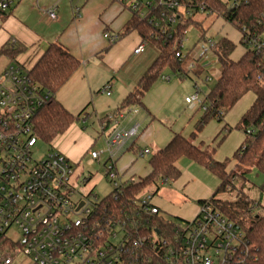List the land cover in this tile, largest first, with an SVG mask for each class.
<instances>
[{
	"label": "built area",
	"instance_id": "2783aa9c",
	"mask_svg": "<svg viewBox=\"0 0 264 264\" xmlns=\"http://www.w3.org/2000/svg\"><path fill=\"white\" fill-rule=\"evenodd\" d=\"M24 0H0V13H6ZM140 19H148L168 41L174 40L176 56L188 58L187 70L201 72L206 83L220 73L217 42L203 37L201 52L184 53L182 36H175L174 23L184 27L196 15L213 13L203 0H121ZM38 5V4H36ZM76 15L80 8L73 7ZM44 12L58 20V6ZM115 44L119 33H105ZM241 41L252 51L264 56V30L261 34L243 28ZM166 42V41H165ZM148 42L134 50L145 52ZM216 68V70H215ZM25 63H10L0 74V264H15L26 256L31 264H234L245 261L250 244L243 228L225 216L210 200L200 205L198 215L190 221L170 220V229L161 226L166 220L156 205L154 189L128 198L119 213L109 212L105 198L92 192L83 193L94 175L77 170L59 150L50 146L45 156L35 158L40 141L34 119L52 99L53 94L33 81ZM196 93L186 103L207 113L209 106ZM103 92L111 95V86ZM114 124L106 137L105 178L118 198L125 188L142 179L123 181L116 172V151L136 139L138 128L119 126L122 113L108 115ZM250 133V131H248ZM103 152L90 151L89 166L100 160ZM142 154H150L144 150ZM169 221V220H168ZM17 233V237L14 234Z\"/></svg>",
	"mask_w": 264,
	"mask_h": 264
},
{
	"label": "crops",
	"instance_id": "0c3cea01",
	"mask_svg": "<svg viewBox=\"0 0 264 264\" xmlns=\"http://www.w3.org/2000/svg\"><path fill=\"white\" fill-rule=\"evenodd\" d=\"M27 1L29 2L24 0L7 13H0V16H6V20L0 22V50L12 40L20 50L15 61L26 63L30 68L42 57L50 44L60 43L80 61V68L55 97L70 113L81 114L79 120L66 133L57 137V141L56 139L53 141L64 156L70 161L80 163L90 151H97L96 148L101 147L106 149V137L115 126L112 123L107 124L103 119L120 110L124 118L119 121V126L124 129L138 128L136 139L116 151L114 157L116 172L123 181L148 177L151 172V158L164 149L176 135L191 139L204 114L194 111L197 107L193 108L185 101L189 95L196 93V88L193 94L190 90L184 101L180 100V103H177L179 77L173 75V79L172 75L164 73L139 102L125 105L126 99L137 92L143 75L160 54V51L151 44L147 45L144 53L134 54V50L142 43V37L136 30L124 36L133 18L127 2L45 0V7L58 6V20H50L46 29L41 31L39 24L43 23L42 20L36 23L33 14L29 16L24 14L30 13L26 9ZM33 1L30 0L29 4L32 12L39 10L38 16L42 19L47 18L44 9L39 6L40 0L36 3ZM222 1L230 3L232 0ZM75 6L80 8L79 15L73 11ZM105 33H119L121 38L115 44H110L104 38ZM4 57L7 58V64L0 73L12 63L9 57ZM106 85L111 86V95L103 92ZM206 98L207 95L205 100ZM254 101L253 94L242 98L236 107L223 117L229 121L228 126L238 125ZM79 121L83 123V128L77 124ZM223 133L227 135H224L219 145L231 137L233 131L224 130ZM223 133H220L217 139ZM68 134L70 137H66ZM245 139L246 137L239 136L235 146L239 145L240 148ZM72 143L76 145L72 146ZM195 143L210 146L199 141V134L195 136ZM144 150H148L150 154H142ZM216 153L217 150L215 155ZM215 155L217 161L224 163L222 157ZM108 160L109 156L101 158L102 166ZM233 163L236 164L233 160L229 161L228 166L231 167ZM177 168L181 175L174 182L176 204L172 208L168 207L174 210L176 219L190 221L199 213V201L209 200L214 195L217 190L215 180L219 179L187 157L179 160ZM156 205L163 211L164 204Z\"/></svg>",
	"mask_w": 264,
	"mask_h": 264
},
{
	"label": "trees",
	"instance_id": "16d2710c",
	"mask_svg": "<svg viewBox=\"0 0 264 264\" xmlns=\"http://www.w3.org/2000/svg\"><path fill=\"white\" fill-rule=\"evenodd\" d=\"M202 2L206 3L213 13L222 17L240 32L246 28L256 31L259 35L264 30V0H242L233 5L224 3L222 0H203ZM192 22V20L188 21L184 27H179L175 36H182L183 31H187ZM132 30L138 31L142 41L155 46L160 54L142 77L137 92L126 99L125 105L139 102V99L166 72L180 79L187 76L184 68L188 65V58L180 60L176 56L174 40L166 39L165 42L148 19H140L135 14H133L124 36ZM235 50L236 45L227 38H222L217 43L219 77L206 98L209 110L197 124L196 132L191 139L176 135L164 149L158 151L151 158V172L148 177L134 185L127 186L124 194L118 198L112 194L107 195L104 203H106L109 212L119 213L126 206L128 198L137 195L144 186V188L159 190L163 185L174 183L181 175L177 163L182 157H187L205 167L220 180L219 187L209 200L225 216L239 224L246 233L251 250L245 256L244 262H235L234 264H264V208L258 201L245 194L239 196L234 202L218 199L220 194L230 192L231 188L234 189L235 180L239 177L245 178L252 168H256L264 174V56L249 50L234 62L231 60V56ZM19 51L16 43L10 40L0 50V56H7L12 63H18L15 60ZM79 68L80 61L60 43L50 44L42 57L30 67L29 74L33 81L53 94L50 102L41 109L34 119L37 135L40 140L48 144L66 133L80 118L81 114L70 113L55 98ZM195 75L200 77L202 73L197 72ZM248 94H253L255 101L236 127V129L244 131L246 139L233 156L236 168L240 172L229 173L226 168L230 160L224 163L216 161L214 159L216 148L196 144L195 136L210 120L217 119L222 122L223 117ZM120 113L121 110L114 112L113 115L116 116ZM103 120L107 122V118ZM224 130L231 131L232 128L225 126ZM154 194L156 195L157 192ZM205 201H199V204H203ZM170 222V220L161 219L160 224L170 229Z\"/></svg>",
	"mask_w": 264,
	"mask_h": 264
},
{
	"label": "rangeland",
	"instance_id": "374dc122",
	"mask_svg": "<svg viewBox=\"0 0 264 264\" xmlns=\"http://www.w3.org/2000/svg\"><path fill=\"white\" fill-rule=\"evenodd\" d=\"M66 1L69 2L70 0H66ZM240 1L242 0H232L230 1V4L233 5L235 2L239 3ZM33 2L36 3L37 0H34ZM27 4H26L27 5L26 9L27 11H30V13L24 12L25 16H29L33 14L35 16L36 23L39 20H42L43 23L41 25L39 24V26H40V30L44 31L46 29V25H49V23L51 22L50 19H48V17L45 19L40 18L38 16L39 10H37L38 12L37 11L32 12L31 6L29 5L30 0L29 2L27 1ZM39 6H41V8L43 9L48 8V6L45 7V0H40ZM5 18L6 16H0V22L3 23L6 20ZM192 21L193 22L187 29V34L183 42L184 48L182 50L184 51V53L191 52L194 55L199 54L202 49L201 47L202 44H205L204 41L201 40L203 37L207 38V40H213L215 42L221 40L222 38H227L230 41H232L236 45V50L231 56V60L234 62L238 61L247 51L253 50V47L245 46L241 44V32L238 29H236L233 25L226 22L222 17L218 16L217 14H212L209 16H205L202 14L196 15ZM28 24L31 25V23H28ZM173 28L177 30L179 28L178 24L174 23ZM6 64H7V58L4 56L0 57V71L4 68ZM184 71L187 73V76L185 78L183 79L175 78L179 81V85H180V88L176 93L177 103H180V100L184 101L185 96L190 94L189 93L190 90L192 91V94H193L196 88L195 85L200 88L201 95H202L201 97L204 100L205 96L208 95L211 89H213L214 86L216 85L218 77H219V76L213 77L210 82L206 83L204 80L205 75H201L200 77H197L195 73L189 72L186 67L184 68ZM167 73L169 74V76L172 75L169 72ZM172 78H173V75H172ZM242 105L244 106V104ZM235 107L236 105L234 106V108ZM198 108L199 107H197V110H194V111H197L201 115L205 114L200 108L199 109ZM235 111H233V113H235ZM230 112H228V114ZM80 121L77 122V124H79L83 128L84 125ZM228 122L229 121L227 119H223L222 122H219L217 119H212L207 124L204 125V127L200 131L201 133H199V141H203L205 144L212 146V148H216L217 153L215 156L222 157L223 162H225V160L227 159H229L230 161L233 160L234 154L239 149V145L235 146L236 139L239 136L246 137V134L244 133V131L236 129L237 125H235L231 127L232 128L231 131H233L232 136L229 137L223 144L219 145V142L221 141L223 136L227 135V134H224L223 131H224V127L228 126ZM220 133H223V134H221V137L217 139V136ZM66 137H70V134L66 135ZM55 141H57V139ZM75 145L76 143H72V146H75ZM50 146L59 150L57 146L55 145V142L48 144L40 140L34 152L35 158L40 159L41 157L45 156L46 151ZM96 150L98 152H103L102 157H101L103 159L109 156L105 148H102V147L96 148ZM89 158H90L89 155L83 158V160L79 164L77 174L82 173L85 176H88L91 173L92 175H94V177L92 181H90L87 185H85V187H83V185H79L80 186L79 189L83 193H88L93 189L92 192H95L99 196L100 199H103L112 192V187L105 178L104 166H102V164L98 165L97 163L94 166H89L88 165ZM72 162L77 163L74 161ZM226 169L229 173H236V171L240 172V170L236 168V164L234 163L231 167L230 165L229 166L227 165ZM215 181H217V185L215 188L216 190L219 187L220 183H219V180L217 179ZM235 181L236 182H235L234 189L231 188L230 192L220 194L218 196V199L223 200V201L234 202L237 200L239 196H242L243 194H245L251 197L253 200L258 201L261 204V207L264 208V174L259 172L258 169L252 168L246 174L245 178L239 177ZM144 187L142 188L143 190L141 189L142 190L141 192L149 191L148 188H144ZM154 192L155 193L157 192L156 197H155V202L159 206H162L163 204L165 205V207H163L164 208L163 211H161V216L166 220L176 219V217H174L176 216V214L174 213V210L171 209L173 205L176 204L175 202L176 193H173L175 192L174 183L171 182L167 185H163L162 187H160L159 190L154 189ZM168 206H171V208ZM14 237H17V233L14 234ZM15 264H31V261L26 256H20L15 261Z\"/></svg>",
	"mask_w": 264,
	"mask_h": 264
}]
</instances>
